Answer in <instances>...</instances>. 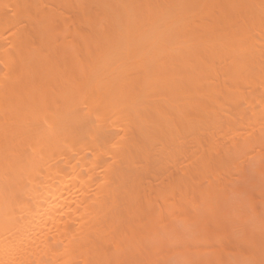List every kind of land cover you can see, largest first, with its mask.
Instances as JSON below:
<instances>
[{
	"label": "bare ground",
	"instance_id": "1",
	"mask_svg": "<svg viewBox=\"0 0 264 264\" xmlns=\"http://www.w3.org/2000/svg\"><path fill=\"white\" fill-rule=\"evenodd\" d=\"M0 264H264V0H0Z\"/></svg>",
	"mask_w": 264,
	"mask_h": 264
}]
</instances>
